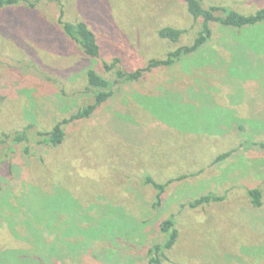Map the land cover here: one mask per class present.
Listing matches in <instances>:
<instances>
[{"label":"rangeland","instance_id":"1","mask_svg":"<svg viewBox=\"0 0 264 264\" xmlns=\"http://www.w3.org/2000/svg\"><path fill=\"white\" fill-rule=\"evenodd\" d=\"M202 2L241 15L264 8ZM77 21L94 32L98 59L64 33L61 22ZM200 26L184 0H19L0 10V264H148L167 219L177 238L159 264H264V21L213 23L196 51L114 83L90 116L72 119L92 100L88 69L117 81V68L190 46ZM164 27L181 30L179 41L160 39ZM60 122L52 145L44 134ZM146 176L164 185L159 203ZM204 196L218 200L194 204Z\"/></svg>","mask_w":264,"mask_h":264},{"label":"trees","instance_id":"2","mask_svg":"<svg viewBox=\"0 0 264 264\" xmlns=\"http://www.w3.org/2000/svg\"><path fill=\"white\" fill-rule=\"evenodd\" d=\"M19 0H0V10L3 7L11 6L18 3ZM184 4L188 14L194 20H200L201 26L196 38L190 46L177 47L173 51L169 52L165 59H151L143 68H138L132 72L123 71L117 68L115 71V77L117 81L111 82L95 70L88 69L86 72L87 90L92 95L91 103L81 108L72 119H81L90 116L93 111L105 102L111 95L114 83L118 81H136L145 72H148L154 68L160 66H169L181 55L190 54L196 51L201 45H203L212 36L211 25L217 23L223 26L242 28L244 26H251L264 21V8L259 9L251 15H241L233 10H229L222 6L211 5L204 7L202 0H184ZM64 33L74 40L81 52L90 58L98 59L100 57V46L97 42L94 32L83 21H77L74 23L61 22ZM183 32L173 27L161 28L157 35L160 39H167L171 42H178ZM119 58H113L110 62H103V68L105 71H111L119 64ZM61 122L57 123L53 129L44 134L47 137V142L52 145H57L62 140ZM15 140L23 138V133L15 134ZM226 157V154L217 158L221 160ZM145 184L151 185L158 191L156 195L157 203L163 192L164 185L155 183L149 176L144 179ZM251 204L254 207L261 205V192L259 189H249L247 191ZM210 200H218L214 196H204L194 202L198 205L200 203H208ZM161 231L166 235V239L162 244H154L148 251V264H159V256L164 249H170L176 241L177 231L174 228L173 220L167 219L161 223Z\"/></svg>","mask_w":264,"mask_h":264},{"label":"bare ground","instance_id":"3","mask_svg":"<svg viewBox=\"0 0 264 264\" xmlns=\"http://www.w3.org/2000/svg\"><path fill=\"white\" fill-rule=\"evenodd\" d=\"M24 244V243H23Z\"/></svg>","mask_w":264,"mask_h":264}]
</instances>
